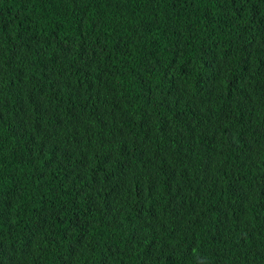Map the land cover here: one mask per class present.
Segmentation results:
<instances>
[{"label": "trees", "instance_id": "trees-1", "mask_svg": "<svg viewBox=\"0 0 264 264\" xmlns=\"http://www.w3.org/2000/svg\"><path fill=\"white\" fill-rule=\"evenodd\" d=\"M0 264H264V0H0Z\"/></svg>", "mask_w": 264, "mask_h": 264}]
</instances>
